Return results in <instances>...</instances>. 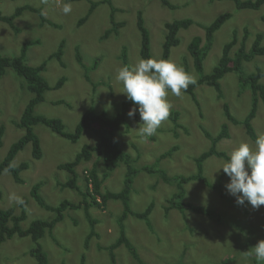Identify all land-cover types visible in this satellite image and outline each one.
Listing matches in <instances>:
<instances>
[{"label": "rangeland", "instance_id": "1", "mask_svg": "<svg viewBox=\"0 0 264 264\" xmlns=\"http://www.w3.org/2000/svg\"><path fill=\"white\" fill-rule=\"evenodd\" d=\"M101 1L0 0V12L4 16H10L17 8L28 5L40 9L42 16L56 25L42 24L38 15L28 10L14 19L17 31L0 21V55L18 56L25 43L36 42L26 49L25 62L30 66L45 62L46 69L42 76L48 84L53 85L60 78H63V84L59 89L46 91L44 100L35 106L34 113L60 119L66 132L74 130L83 113L92 105L97 111L105 110L113 116L121 108L122 102L129 101L122 93L123 85L116 75L118 69L125 66L123 50L126 51L127 65H135L141 59L137 28L139 14L149 33L150 52L157 59H160L165 36L164 24L182 19L194 22L189 28L179 31V43L171 49L168 59L181 63L195 79L198 74L193 68L187 45L192 37H203L204 27L221 14L229 13L231 17L214 33L211 48L203 62L204 74L210 73L216 65L233 31H237L240 40L243 30L247 29V48L257 33L262 34L264 45V24L260 20L264 16V4L258 10H239L229 0H167L171 7L159 0H111L112 7L116 9L113 21L124 24L115 35L107 33L112 27L111 8L105 3L98 5L85 22L78 24L87 14L90 3ZM64 3L72 5V11L67 15L62 12ZM63 40L61 64L56 58H51V54L57 51ZM256 68L264 70V56H257L245 63L243 73L248 74ZM220 83L221 99L217 98L212 88L197 86L194 92L198 104L183 90L179 96L169 91L167 98L172 104L170 116L151 137L139 134L140 117L134 119L127 114L126 125L116 133V138L121 148L136 158L135 166L150 165L161 154L175 147L171 156L159 162L158 168L164 170L168 177L194 173V158L209 147L201 127L216 135L221 125L227 124L229 137L222 139L216 148L228 157L242 141L251 140L243 124L227 121L223 112L226 103L234 118L243 120L250 108V91L248 88L240 89L237 75L233 72L227 73ZM30 97L23 79L7 68L0 77V125L3 128L0 161L11 144L23 134L15 123L19 121ZM134 107L138 109V105ZM173 112L178 115L175 122L171 116ZM252 126L257 136L264 134V108L261 102L258 103ZM33 130L40 141L41 158H32L28 143L12 161L14 166L20 163L28 166L20 173L23 184L13 182L8 172L0 175V209L14 207L18 211L16 207L20 198L29 199L26 219L21 224L23 228L33 220L53 216L29 197L30 188L35 183L42 182L40 193L50 205H56L62 199L74 203L82 200L78 192L60 189L58 182H65L69 175L58 170V165L72 160L83 144L95 141L91 131L84 132L76 143H70L51 133L42 124L33 125ZM224 162L215 156L208 157L204 162V176L212 185L218 183V190L198 181L185 186L186 202L212 210L220 218L219 222L187 211L179 213L170 210L165 215L163 207L166 206V199L175 192V183H165L157 175L143 171L135 176L130 193V209L141 212L149 203H153L149 216L152 230L132 216H128L124 222L126 235L141 261L139 264H254L251 258L254 255H249V251L245 253V244L248 243L251 249L264 240V205L253 208L247 201L243 205L236 203V198L226 189L230 178L220 169ZM93 163L98 166L101 175L104 168L95 154L87 163L76 167L77 185L81 190L86 170ZM123 176L124 167L119 166L103 182L102 189L119 190ZM121 210V204L114 200L108 201L105 208L90 209L91 218L96 222L93 229L97 236L90 239L87 250L84 242L89 235L90 224L82 210L67 211L52 233H46L39 240L47 254L48 264H81L82 255H85L83 264H112L102 247L117 238L116 218ZM33 247L30 238L14 236L4 241L0 250V264H36L35 258L30 255ZM114 255V264H138L123 246L114 250ZM259 262L264 264V261Z\"/></svg>", "mask_w": 264, "mask_h": 264}, {"label": "trees", "instance_id": "2", "mask_svg": "<svg viewBox=\"0 0 264 264\" xmlns=\"http://www.w3.org/2000/svg\"><path fill=\"white\" fill-rule=\"evenodd\" d=\"M66 1L73 2L79 0ZM159 1H161V3L167 7H171L167 0ZM229 1H232L235 4L236 9L239 10H258L264 4V0ZM103 3L107 4L111 8L110 20L112 27L107 30V33L112 32L116 35L119 28H122L124 24L123 22L115 23L113 21V13L116 9L112 7L111 0L91 2L87 14L78 22V24L85 22L89 14L98 5ZM27 10L36 13L42 24L56 27L54 23L42 16L40 9H36L28 5L17 8L10 16H4L0 12V21L6 23L14 31H17L14 25V19ZM230 17L231 14L229 13H224L217 16L209 25L204 27L203 37L194 36L191 38L189 44L187 45V51L192 58L193 68L197 72L198 77L195 79V84H190L189 87L183 91L188 94L196 104H198L194 91L197 86L206 85L215 91L217 98L221 99L223 98V94L220 80L227 73H235L237 75L240 89L244 90L245 88H248L250 91V108L244 119L240 121L234 118V116L230 113L227 104L224 103V117L227 121L233 124H243L247 136L252 141H254L258 136L256 135L252 126V120L256 116L259 102H261L264 108V82H262L264 70L256 68L255 71L244 74L243 69L245 63L251 62L257 56H264L262 34H255L250 46L247 48L246 40L249 35L247 29L243 30V36L240 40L238 39L237 31H233L230 40L224 44L216 65L211 69L210 73H203V62L211 48L214 33L218 31L221 26L228 19H230ZM260 20L264 24V16H261ZM193 24L194 22L190 19L174 20L164 24L165 36L162 43L160 59H168L171 49L176 47L179 43L177 37L179 31L182 29H187ZM137 28L140 34V57L144 59L153 58L150 52L149 33L144 27V20L141 14L138 16ZM33 43L36 42L25 43L22 47L20 55L18 56L7 57L0 55V77L5 74L7 68L12 69L18 77L23 79L26 90L31 94L27 105L19 117V121L15 123L18 129L23 130V134L16 142L11 144L4 158L0 161V175L3 172H8L11 175L13 182L19 185L23 184L20 173L26 170L28 166L26 163H20L19 165L14 166L12 161L17 153L21 151L28 143L31 146L32 158L34 160L41 158L42 153L40 141L33 130V125L42 124L46 126V128H48L51 133L57 134L70 143H76L84 132L91 131L94 135L95 141L94 143L83 144L80 150L74 155L72 160L58 165V170H62L69 175L65 182H58L60 189H72L82 196V200L80 202L74 203L67 199H62L56 205H50L40 193L42 182L40 181L35 183L30 188L29 197L33 199L39 207L50 211L53 216L49 219L33 220L29 223L28 227L23 228L21 224L26 219V207L29 201L27 197H22L18 201L16 207L18 211L14 207L0 209V250L4 241L12 239L14 236L20 238H30V240L34 243V247L30 251V255L35 258L36 264H48L47 254L39 244V240L46 233H52L55 225L63 220L67 211L76 210H82L86 221L91 227L88 233L89 235L84 242L85 250H87L86 248L90 239L93 236H97L93 229L96 222L91 218L89 212L90 209L92 207L105 208L108 201L114 200L118 201L122 206V210L116 218L118 235L113 243L106 247L101 246L102 250L107 252L108 258L110 259L111 263L114 264V250L120 246H123L128 251L130 256L139 264L141 261L139 260L134 245L126 235L124 222L128 216H132L140 221H143L146 227L149 228V230H152L149 216L153 209V203H149L141 212L132 211L129 205L130 193L134 178L139 172L142 171L157 175L165 183H175L176 190L166 199V206L163 207V212L165 215H167L170 210H176L179 213H184L187 211L207 217L209 219H215L218 222L220 221L218 215L212 210L206 209L200 205H193L186 202L185 186L189 182L198 181L210 189L218 190V183L212 185L204 176V162L210 156H215L216 158H220L225 161L229 159V157L223 151H219L216 148V145L222 139H227L229 137L227 124H222L219 132L216 135H212L206 129L201 127L203 135L209 141V147L207 150L203 151L194 158L195 172L192 174L187 176L178 175L168 177L164 170L158 168L159 162L163 160L164 157L167 158L171 156L173 151L176 149L175 147L161 154V156L155 159L152 164L137 168L135 166V162L137 161L136 158H133L129 153L125 152L119 145V142L116 138V133L121 129L122 126L126 125V115L135 105L132 101L129 100L128 102H122L120 106L121 108L113 116H110L105 110L97 111L93 105L90 106L88 110L83 113L81 119L72 132L64 131V126L60 119L46 118L42 115H36L34 113L35 106L44 100V93L48 90L59 89L63 84V78H60L53 85H49L42 76V73L46 69L45 62L37 66H30L25 62L26 49ZM60 43L61 44L59 45L57 51L51 54V58H56L57 61L62 64L61 58L63 56L64 40ZM236 45L238 46L236 49H234ZM125 53L126 51L123 50L122 57L124 65H127ZM171 116L173 117V122H175L178 115L173 112L171 113ZM138 117L140 116L136 113L134 119H137ZM175 125L177 124L175 123ZM2 135L3 128L0 125V147L2 145ZM94 154L100 159L101 165L104 168V172L100 175L98 166L93 163L90 169L86 170V174L83 178L84 187L81 190L77 185L78 174L76 172V167L81 163H87ZM119 166H121V168L122 166L124 167V176L121 181V188L117 191L103 190V182ZM245 246V253L247 254V252L251 249H249L248 243H246ZM84 258L85 255H82L81 264L84 263ZM251 258L254 264H260V262L257 261L254 256H251Z\"/></svg>", "mask_w": 264, "mask_h": 264}, {"label": "clouds", "instance_id": "3", "mask_svg": "<svg viewBox=\"0 0 264 264\" xmlns=\"http://www.w3.org/2000/svg\"><path fill=\"white\" fill-rule=\"evenodd\" d=\"M46 2V0H45ZM71 3H64L62 12L71 13ZM116 79L122 83L123 92L137 108L128 112L134 118L137 110L140 115L139 134L153 136L162 122L170 116L172 104L168 93L181 95L196 80L183 65L171 59L141 58L135 65H125L118 69ZM230 178L226 184L228 192L236 198V203L246 201L253 207L264 205V134L254 141H242L220 167ZM257 261H264V240L259 241L248 252Z\"/></svg>", "mask_w": 264, "mask_h": 264}]
</instances>
